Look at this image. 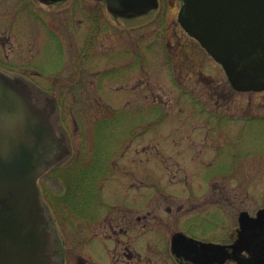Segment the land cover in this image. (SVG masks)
<instances>
[{
	"label": "rangeland",
	"instance_id": "1",
	"mask_svg": "<svg viewBox=\"0 0 264 264\" xmlns=\"http://www.w3.org/2000/svg\"><path fill=\"white\" fill-rule=\"evenodd\" d=\"M0 2L3 67L55 97L70 140V155L38 182L43 199L51 193L45 202L66 264H79L81 252L96 264L95 248L81 244L107 241L109 222L125 224L122 206L142 207L148 193H162L149 198L146 221L160 227V240L178 228L221 240L239 210L264 208V90L229 84L178 23L181 0H159L131 18H115L96 0Z\"/></svg>",
	"mask_w": 264,
	"mask_h": 264
},
{
	"label": "water",
	"instance_id": "2",
	"mask_svg": "<svg viewBox=\"0 0 264 264\" xmlns=\"http://www.w3.org/2000/svg\"><path fill=\"white\" fill-rule=\"evenodd\" d=\"M103 1L123 17L158 5V0ZM178 21L221 64L235 90H264V0H183ZM70 153L55 97L0 68V264H63L38 180ZM239 226L258 241L249 259L239 260L235 245L227 252L203 243L206 252L195 260L209 263L222 250L218 261L233 257L236 264H264V208L255 216L241 212ZM178 236L183 235L172 238L174 245Z\"/></svg>",
	"mask_w": 264,
	"mask_h": 264
},
{
	"label": "flooded vegetation",
	"instance_id": "3",
	"mask_svg": "<svg viewBox=\"0 0 264 264\" xmlns=\"http://www.w3.org/2000/svg\"><path fill=\"white\" fill-rule=\"evenodd\" d=\"M37 1L40 3H44V4H54V3H59L62 0H49V1L37 0ZM79 1L81 2V0ZM96 1H98V4H102L105 7L104 2L99 1V0H96ZM80 2L78 6H77V3L74 2L76 5V9H74L76 14L85 13V11H83L85 7L83 6L82 3L81 5ZM0 7H2L1 2H0ZM90 8L92 10L91 13L93 15L91 17V21L93 24H97V19L99 18L98 17L99 7H95V6L88 7V9ZM115 18H118V17H115ZM9 20L11 21V23H13L12 21L13 19L9 18ZM3 44H4V35L1 34L0 35V52H3L2 51ZM0 67L4 68L3 61L1 59H0ZM8 71H12V70H8ZM82 175L84 176L83 172H82ZM134 184L135 182H131L130 187H132V185ZM147 196H149L147 197V202L144 203L142 207H139V205L137 206L135 204H130L129 202H127L126 204L122 206L124 208L126 207L125 210L127 211V213L125 212L122 215V220H125V224L114 226L112 225L111 222H109L110 233L107 236L103 235V237L106 238L107 241L98 242L100 239H97V240H91V242H83L81 244L83 249H85L86 247H89V243H91L93 249L95 248V253L91 254V257L95 256V260H93L94 263L96 261V264H236L237 261L234 260L233 257L232 258L226 257L225 259H222V261H218V260H221L222 250H220V254L218 253V257L215 255L216 257H213V259L208 258L207 261H209V263L204 262L205 260L203 258L200 261H196L195 258H197L198 260L201 258L200 254H204L206 252V247L203 246L202 244L208 243V244L218 245L219 246L218 248L225 249L227 252H232L233 251L232 245H235L237 249V252L235 253L236 257L239 260L240 259L247 260L250 258V252L253 250V248L258 243V241L255 240V237L247 233L244 234L241 231V228L239 226V213L243 209L239 210L238 215L236 216V220H235L236 224L229 232L227 230V224H226L225 231H219V234L221 235V240L206 241L203 239L194 238L188 235L185 231L180 230L179 228L174 230L172 233H170L167 238L166 236H164V239L160 240L158 237L160 233V227H156L154 225L151 226L152 224L150 226H147V222H148L147 219L149 216V211L153 210V208L151 207L150 209H148L149 208L148 207L149 198H150V201L163 200L160 197L162 196V193L152 192V193H148ZM85 203L87 202H84L83 199L81 198L79 200L78 209L79 210L84 209ZM117 205L119 204H115L114 202L110 210L111 211L116 210ZM211 207L212 206H210L209 204L206 205V208H211ZM181 208H183V203H179L177 205L176 211L181 210ZM191 208L192 207H190V209L188 208V210L191 211L192 210ZM201 208H205V206ZM165 209L166 211H171L170 206H168ZM216 209L220 210V208L219 209L216 208ZM216 209H214L213 212H216L217 211ZM131 212L135 214L132 217L130 214H128ZM184 217H185V220L187 218L188 220L191 219L190 221L192 222L194 220L192 218L193 216L190 215V212L186 213ZM132 218L136 222L135 224L133 223V225H131L130 223ZM178 221L180 223L179 227L181 224H184V221L181 220L180 217ZM144 222H146V224ZM137 223L140 225H138ZM214 223H216V221H214ZM177 233H180L184 237L178 236L174 241L175 242V245H174L172 238ZM187 238H190V239H187ZM78 256H79L78 258L79 264H93L91 261L86 262L87 258L84 256L83 252H81ZM64 264H66L65 261H64Z\"/></svg>",
	"mask_w": 264,
	"mask_h": 264
},
{
	"label": "trees",
	"instance_id": "4",
	"mask_svg": "<svg viewBox=\"0 0 264 264\" xmlns=\"http://www.w3.org/2000/svg\"><path fill=\"white\" fill-rule=\"evenodd\" d=\"M51 193L50 192H48V190L47 189H45V192L43 191V195H44V197H45V199L47 198V195H50ZM51 196V195H50ZM67 197V193H65L62 197H60V199H57L56 200V202L58 201V202H60V203H64L65 201H63V200H65L64 198H66ZM54 198V197H53Z\"/></svg>",
	"mask_w": 264,
	"mask_h": 264
}]
</instances>
